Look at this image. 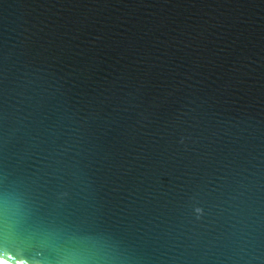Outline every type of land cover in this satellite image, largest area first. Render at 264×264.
<instances>
[{
	"label": "water",
	"instance_id": "water-1",
	"mask_svg": "<svg viewBox=\"0 0 264 264\" xmlns=\"http://www.w3.org/2000/svg\"><path fill=\"white\" fill-rule=\"evenodd\" d=\"M0 263L264 264V0H0Z\"/></svg>",
	"mask_w": 264,
	"mask_h": 264
},
{
	"label": "bare ground",
	"instance_id": "bare-ground-1",
	"mask_svg": "<svg viewBox=\"0 0 264 264\" xmlns=\"http://www.w3.org/2000/svg\"><path fill=\"white\" fill-rule=\"evenodd\" d=\"M0 264H2V263H0Z\"/></svg>",
	"mask_w": 264,
	"mask_h": 264
}]
</instances>
